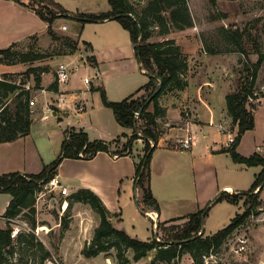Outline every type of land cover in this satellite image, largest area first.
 Returning <instances> with one entry per match:
<instances>
[{
    "label": "rangeland",
    "instance_id": "1",
    "mask_svg": "<svg viewBox=\"0 0 264 264\" xmlns=\"http://www.w3.org/2000/svg\"><path fill=\"white\" fill-rule=\"evenodd\" d=\"M22 1L28 3L30 0ZM47 1L50 2L52 8L58 11L65 10L69 12L68 16H61L56 19L52 26L55 34H51L47 22L32 9L16 0H7L10 3L9 5L1 4L0 1V48H7L18 42L15 44L14 49L20 52L35 50L46 56L40 60L28 62V68L25 71L14 73L13 75H15L17 80H21L22 75L31 68H39V72L46 68L47 74H49L52 84H54L57 80V65L61 62L71 61L77 56L75 59L78 69L75 70L76 72L72 76L74 79H72L75 85L74 91L78 97L71 92L67 93L65 111L61 115H55L54 111L50 112L49 110H43L40 113L43 109L40 88L33 90V98L36 100V105L34 106L32 130L29 136L15 147V150L17 153L20 150L22 155L25 154L30 165L29 170L37 173H39L41 161L45 162L46 165H50L61 156L63 143L72 132L82 131L87 134L89 140H94L95 138L100 139V136L104 137L113 134L115 129H120L121 131V125L117 122L113 110L104 104L101 88L106 90L110 101H121L131 92H134L138 88L137 86H142L138 85L142 81L145 80L147 84L150 80V76L141 71V65L137 57V45L133 42L130 32L119 21L84 23L78 17L81 13H101L110 10L111 4L109 0ZM132 1L135 2L137 7H143L148 0ZM189 5L194 26L185 30L173 29L167 37L175 39L177 43L199 42L200 47L197 52L200 56L215 58L214 61L210 60L214 64L227 65V68L223 70L221 79L215 78L217 83L220 85L223 83L222 80L227 79L229 81L230 79L233 86L238 89L241 80L246 74L247 62L249 60L255 62L259 59L260 53L258 49L264 53V0H217V5L213 4L211 0H189ZM72 15L75 17H72ZM64 25L68 27L66 32L62 31ZM234 27L240 28L245 33L246 55L238 51L235 44L229 42L226 38V31ZM47 31L48 33H46ZM158 31L155 30L152 41L164 39V36L159 35ZM32 32H39L41 35L28 37ZM68 35L81 39L80 44L83 49L90 52L96 62L80 47L76 53H72L70 42L67 39V37H70ZM73 40L79 42V40ZM213 69L215 70V68ZM215 72L216 75L221 74V70H215ZM227 72L230 75H227ZM209 75L211 78L214 77L212 71H209ZM34 78L35 75L32 74L29 81L33 87L36 85ZM85 78L92 80L88 89L84 86ZM256 90L261 96L264 95V63L259 72ZM144 93L146 92L142 90L138 95ZM262 99L264 104V96L256 99L255 103L260 105ZM79 101L82 102L81 110ZM51 107L55 108V106ZM229 123L232 125V120ZM143 125L144 122L138 120L137 134L141 132ZM235 130L237 134V129ZM262 130L264 131L263 125ZM119 135V139L125 145H128V136L122 132ZM225 138V136H222L223 141ZM136 144L135 140L132 146L134 147ZM141 144L143 151H145V141L141 140ZM155 151H153L151 159L153 181L162 191H164L163 186L170 188V193L165 191L162 195L174 198L197 196L200 188L197 174L202 175L201 172L205 173V171H201L198 166L196 174L193 165L188 163V160L184 161L186 159L185 152L174 155L163 152L158 148ZM24 152H28V154ZM199 154L201 163L209 162V159L205 157L204 149ZM156 158L159 159V165L156 163ZM68 159L74 158H65L59 169L63 171L65 176L73 177V180L87 179L100 171L95 164ZM166 159H170L172 165L162 170L160 163ZM179 160L181 161L179 162ZM36 163H38V167ZM183 164L185 165L182 166ZM245 167L250 169L249 171L251 172H254V169L257 171L263 169L261 165L254 166L255 168L253 166ZM113 170L110 168L101 171L102 178L107 179L109 177L107 182L110 194L107 198L110 203L114 205L117 202L120 206L121 201H131V209L137 208V200L143 205L140 197L141 193L136 199L134 186L129 182L133 177L130 179L125 178L124 182H122L119 178H116ZM65 176H62L63 182L68 184L70 188L76 189L72 187V183ZM257 189L260 191L259 187ZM256 190L254 192L258 193L259 191L256 192ZM263 191L260 199L264 201ZM2 193L0 192V205L8 196L12 199L10 194ZM220 193H216L205 208L208 212L204 223L205 233L203 231L199 233L204 237L216 233L231 222L228 209L234 206L227 202H216V198ZM246 200V196H241L239 203L241 201L243 203L239 207L235 206V209L239 212L247 210L250 204L245 205ZM42 203L44 204V202H41L36 215L37 228L25 232L31 231L35 233L36 243H44L46 249L52 252V260H48L47 264H122L115 248H112L109 254L101 253L95 257H86L83 254L84 247L91 243L95 230L100 223L98 213L90 205L74 203L71 210L65 214L68 215L69 227L64 228L62 220L65 215L61 217L58 213L47 211ZM159 203L165 204L166 209H171L170 200L163 203L159 201ZM130 208L124 213L123 218L125 219L120 222L116 221L115 226L122 228V230L123 226H125L132 237L140 240H154L158 235L159 240H156L163 241L164 228L163 226L159 228L158 225L164 221H155L154 226L152 221L145 219L144 215L135 218ZM109 209L111 208L109 207ZM1 212L2 207H0ZM23 223L24 220L20 218L15 224L23 225ZM172 224L174 223H168L167 225ZM0 226L6 227V219L0 218ZM43 226L48 228L42 229ZM260 232L263 235H259ZM249 236L251 239L250 249L246 253L232 257L228 264H264L261 263L264 261V224L253 225L249 229ZM155 253L157 251L153 250L147 258L135 261L134 251L130 249L126 252V256L130 259L128 264H149L155 257ZM42 255L43 252L36 244L35 247H28L23 252L21 251V256L19 254L17 259H22L23 264H39ZM176 260L171 263L164 261L161 264H196L192 261L194 259L188 252H185Z\"/></svg>",
    "mask_w": 264,
    "mask_h": 264
},
{
    "label": "trees",
    "instance_id": "2",
    "mask_svg": "<svg viewBox=\"0 0 264 264\" xmlns=\"http://www.w3.org/2000/svg\"><path fill=\"white\" fill-rule=\"evenodd\" d=\"M24 6L35 11L47 24L51 34L53 24L61 16H68V11H58L51 7L47 0H30L28 3L16 0ZM111 9L101 13H81L78 17L82 22H100L106 20H117L130 32L133 42L137 45V57L141 68L151 74L149 82L139 88L135 93L121 101H110L106 90L101 88L104 104L113 110L117 122L126 128L133 129V134L128 145H124L122 150H111V144L95 140L90 141L84 132H72L65 140L62 147L61 156L50 165H46L40 173L22 174L10 172L0 175V192L8 193L12 199L3 215L6 219V227L0 228V264H23L22 259H17L21 251L28 247H40L43 255L39 264H47L52 260V252L46 249L42 242L36 243L35 233L21 232L16 239L12 238V224L15 219H23L33 230L38 226L36 194L42 190L44 184L49 183L52 178L58 175L59 167L65 158L91 159L99 152H111L112 154H131L132 144L139 138L137 134L136 112L141 111L140 119L144 122L142 132L146 143L144 156L136 164V184L141 189L142 203L146 211L160 212V203L153 193L151 159L153 151L156 150L162 137L158 119L163 118L166 110L160 105L159 98L173 90H184L188 85L189 55L185 53L182 46L175 39L167 36L173 29L185 30L194 26L189 0H148L143 7H137L132 0H109ZM217 5V0H211ZM42 3H44L42 5ZM155 30L164 36L163 40L152 41ZM226 38L235 44L237 50L246 55L245 33L238 27L226 31ZM72 48V53L79 49V42L67 37ZM15 44L0 48V63L17 64L28 63L40 60L46 56L42 53L31 50L20 52L14 49ZM257 61H248L246 74L241 80L238 89L229 93L226 97V108L228 115L232 119V126L237 129L235 143L224 146L221 152H229L234 161L247 166H263L251 188L245 193L230 194L220 193L216 202L227 200L233 204H238L241 196H246V204L255 208L263 201L260 199L264 190V155L258 152L250 157L241 155L237 151L244 134L255 128V110L259 105L249 103V97L261 98L256 90V83L259 72L264 63V53L260 52ZM95 62L96 59L91 57ZM47 72L44 68L39 72V68H31L22 75L21 80H17L13 74L0 76V142H13L30 134L34 123L30 100L33 97V90L41 88L42 74ZM32 74L35 75L36 85L31 90L25 89L24 85L30 81ZM162 80L160 91L153 96L157 90L160 80ZM59 83L54 85L58 90ZM146 93L138 95L141 91ZM152 100L147 103L148 99ZM154 142V145L151 144ZM260 188L258 193L254 191ZM81 202L90 205L99 215L100 223L95 230L93 239L89 245L83 249L86 257H95L101 253L109 254L112 248L117 250L122 264H128L130 259L126 256L128 250L134 251V260L140 261L150 256V253L157 251L155 257L149 264H161L162 262H175L182 254L188 252L196 264H204L203 256L210 253L212 249L220 248L228 236L242 223H244L250 213L245 210L239 213L232 222L217 231L216 233L204 237L199 234L204 229V223L208 212L206 209L200 210L187 216L184 223H176L182 218L171 219L159 223L165 232L163 241L156 239L144 241L132 237L125 230L114 225L113 218L117 215L111 212L105 205L102 198L89 188H81L72 195V207L74 203ZM68 215L62 220L64 228L69 227ZM168 223H174L167 225Z\"/></svg>",
    "mask_w": 264,
    "mask_h": 264
},
{
    "label": "crops",
    "instance_id": "3",
    "mask_svg": "<svg viewBox=\"0 0 264 264\" xmlns=\"http://www.w3.org/2000/svg\"><path fill=\"white\" fill-rule=\"evenodd\" d=\"M0 1L1 4H10L9 2H7V0ZM72 17L75 16L72 15ZM106 21L108 22L112 20ZM48 31L46 33H48ZM66 31H68V29ZM32 35L41 34H39V32H32L28 35V37ZM68 36L73 39L79 40V47L80 49H83L82 45L80 44L81 39H77L72 35ZM16 43L18 42H15L13 44ZM179 44L189 55L190 69L187 77L188 85L184 90H173L171 92L163 94L159 98L160 105L166 110V114L163 118L158 119L160 128L162 130V137L157 148L159 150H162L163 152L174 155L179 154L180 152H185L184 155L186 159H184V161L188 160V163L193 165V169L195 170L196 174L198 166L201 171H205V173L201 172L202 175L197 174V177L199 178L198 182L200 184L197 196H187L186 198H174L172 196L164 197L162 193H165V191H168V193H170V188L163 186L164 191H162V189L158 188L156 183L153 181L154 178L152 177L151 186L154 195L161 203L170 200L172 204V206H170L171 209L168 210L165 208V204H160V212L154 210L146 211L144 209V204L142 205L140 202H138V200L137 208L135 207L134 209L130 208L132 205L131 201H121L120 206L117 202H115L114 205L110 203L107 198L110 194V189L108 186L109 184L107 182L109 181V177L107 179L101 177V171L105 169H114L113 173L115 174L116 178H119V180H121L122 182H124L125 178L130 179L131 177H133L129 182L134 186L136 199H138V195L139 193H141L140 188L136 184L135 178L136 164L145 154V151H143V147L141 146V140L144 141V138L142 137H139L136 140V148L135 146H132L131 154L118 155L112 154L111 152L102 151L99 152L95 157L88 160L68 159L83 163L89 162L91 164H95V166L100 171H98V173H96L95 175L89 176L87 179L81 178L80 180H73V177L65 176L63 171L59 169V173L57 176L61 180V182L70 189V191L74 193L83 187L89 188L96 192L102 198L105 205L108 206V209L110 207L111 209L109 210L114 214H117L114 217L115 220L113 219L114 225H116V221L120 222L125 219L123 218V216L128 208H130V210L133 212L135 218L144 215L145 219L147 221H152L154 226L157 221H168L178 218H182L178 222H184L187 220L188 215L205 209L216 193L247 192L251 188L260 171H262V169L259 171L254 169V172H251L249 171L250 169L245 167L247 165L235 162L229 152H221L222 148L225 146L226 138L224 141L222 140V136L224 135H222V133L220 132L218 125L221 122L229 123L230 120H232L227 112L226 97L229 93H232L237 88L236 86H233V83L230 79L229 81L227 79L222 80L223 83H221L220 85L216 81V79H221L223 70L224 68H227V65H217L211 62L214 61L215 58L200 56L197 52L198 48L200 47V43L197 41L189 44L182 42ZM85 52L87 53V55L92 57V54L90 52H88L87 50H85ZM75 58L71 59V61L68 62L77 66ZM209 62H211V64H209ZM27 68L28 63H17L12 65L0 63V76L4 74L23 72ZM213 68H215V70H221V74L216 75V72ZM141 71L145 73V70L142 68ZM209 71L213 72V78L210 77ZM75 72L76 71H74V74ZM227 75H230V73L227 72ZM219 76L220 78H218ZM72 78L74 79V77H71V79L67 82H60L57 77L56 82L59 83V86L58 90H55L54 85L56 82L52 84L49 74H47V72L43 73L42 87L40 88V96H42L41 98L43 100V109L42 111H40V113L43 112V110L45 111L51 109L52 111H54L55 115H61V113L65 111V101L67 98V93L71 92L73 95H76L78 97V95L74 91L75 85ZM143 83H145V80L138 85L144 86L146 84ZM84 86L86 89L90 88V84L85 83ZM142 86H137L138 88L134 92H131L128 96L135 93ZM78 103L81 110L82 102L79 101ZM51 106H55V108H52ZM186 111H188L193 118V122L189 126L194 133L195 139L194 145L191 150L182 151L179 147L178 142L179 139L186 134ZM255 124L256 126L254 129L249 130L244 134L239 146L237 147V151L241 155H244L246 157H250L256 152L264 155V131L262 130V125L264 126L263 99L261 101V104L255 110ZM121 132L124 133V135H127L128 139H130L131 135L133 134V129L121 126V131L120 129H115L113 134H109L108 136L104 137L100 136V139H90V141H95L96 139L106 141L111 144V150H113L114 152L119 151L122 150L123 146L125 145V143L122 142L121 139H119V134H121ZM28 136L29 135L13 142H0V175L10 172H19L22 174L37 173L31 172L29 170L30 165L28 164V160L26 159L25 154L22 155V152L20 150L18 153L15 150V147ZM202 149H204L206 153L205 157L209 159L208 163L200 162L201 157L199 153L200 151H202ZM24 153L28 154V152ZM158 161L159 159L156 158L157 164ZM180 161L181 160H179V162ZM185 164H187V162H185ZM185 164H183L182 166H184ZM160 165V168L164 170L172 165V163H170V159H166L162 160ZM36 166L38 167V163H36ZM45 166V162L41 161V166L39 168L40 170L38 172L40 173ZM63 175L70 180V182L72 183V187H75L76 189L70 188L68 184L63 182ZM140 195V197L142 198V194ZM10 200L11 198L8 196V198H5L3 203L0 205V207H2V212L0 213L1 216L5 213L6 207L9 205ZM221 202H227L234 206L228 209V215H230L229 219L231 222L237 214L244 212V210H241L239 212L237 209H235V206L239 207V205L243 203L242 201L239 204H233L227 200ZM78 204H81V202H78ZM1 216L0 218L5 219L3 216ZM0 228L4 227L0 226ZM123 230L129 233L125 226H123ZM203 232L205 233V228L203 229ZM261 233L262 232H260L259 235H263ZM192 261L194 262V260ZM261 263H264V261H262Z\"/></svg>",
    "mask_w": 264,
    "mask_h": 264
},
{
    "label": "built area",
    "instance_id": "4",
    "mask_svg": "<svg viewBox=\"0 0 264 264\" xmlns=\"http://www.w3.org/2000/svg\"><path fill=\"white\" fill-rule=\"evenodd\" d=\"M68 27L64 25L62 27L63 31H66ZM74 66V67H73ZM78 69V66L70 63V62H61L57 66V77L60 82H67L71 79L74 71ZM92 80L90 78H85V83L90 84ZM25 89L31 90L33 86L31 82H27L24 85ZM256 98L253 96L249 97V103H255ZM36 105V100L32 97L30 100V106L32 108V113H34V106ZM52 111L51 109H49ZM141 111L136 112V118L140 119ZM142 121V120H141ZM185 121L187 126L186 134L182 138L179 139V147L182 151H189L192 149L194 145V133L190 128V124L193 122L192 115L186 111L185 112ZM218 128L222 135L226 137V147L232 146L236 141V130L230 125L228 122H221L218 125ZM139 137H143V132L140 130ZM151 144L154 145V142L151 141ZM259 189L256 190L258 192ZM72 195L73 192L65 186L58 176H55L50 180L49 183L44 184L42 190L37 192L36 194V209L39 211V206H44L45 209L49 212L58 213L61 217L68 213L72 208ZM55 198L56 203L54 209L51 210L50 202ZM262 200V199H261ZM263 201V200H262ZM247 210H250V213L244 223L239 225L227 238L225 243L218 249H212L210 253L205 254L203 256L204 264H228L230 263V259L235 255L246 253L250 249V236L249 229L253 225H263L264 224V201L255 208L249 207ZM150 214V213H149ZM154 218V217H152ZM19 219L13 220V230H12V238L16 239L21 232H25L27 230H33L29 224L24 221L23 225H16L15 223ZM156 239L159 240V236H156ZM179 259V258H177Z\"/></svg>",
    "mask_w": 264,
    "mask_h": 264
},
{
    "label": "water",
    "instance_id": "5",
    "mask_svg": "<svg viewBox=\"0 0 264 264\" xmlns=\"http://www.w3.org/2000/svg\"><path fill=\"white\" fill-rule=\"evenodd\" d=\"M145 73L148 74L147 71H145ZM148 75H149L150 77L152 76L151 74H148ZM159 80H160V84H159L157 90L155 91V93L153 94V96L156 95V94L160 91V89H161L162 80H161V79H159ZM153 96H151V97L148 99L147 103H149V102L152 100ZM55 203H56V199L53 198V199L51 200V202H50V208H51V210L54 209Z\"/></svg>",
    "mask_w": 264,
    "mask_h": 264
},
{
    "label": "bare ground",
    "instance_id": "6",
    "mask_svg": "<svg viewBox=\"0 0 264 264\" xmlns=\"http://www.w3.org/2000/svg\"><path fill=\"white\" fill-rule=\"evenodd\" d=\"M46 228H48V227H47V226H43V227H42V229H46Z\"/></svg>",
    "mask_w": 264,
    "mask_h": 264
}]
</instances>
